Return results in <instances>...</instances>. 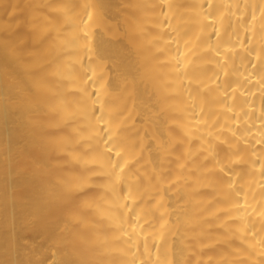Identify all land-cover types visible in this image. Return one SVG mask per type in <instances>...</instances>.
<instances>
[{
  "label": "bare ground",
  "instance_id": "1",
  "mask_svg": "<svg viewBox=\"0 0 264 264\" xmlns=\"http://www.w3.org/2000/svg\"><path fill=\"white\" fill-rule=\"evenodd\" d=\"M0 264H264V0H0Z\"/></svg>",
  "mask_w": 264,
  "mask_h": 264
}]
</instances>
